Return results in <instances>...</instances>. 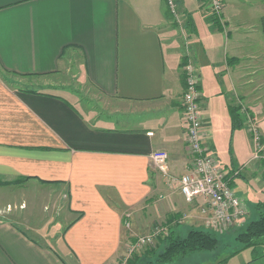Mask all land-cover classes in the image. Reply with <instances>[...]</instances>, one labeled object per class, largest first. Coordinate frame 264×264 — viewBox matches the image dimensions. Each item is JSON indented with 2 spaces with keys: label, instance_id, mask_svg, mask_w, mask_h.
Listing matches in <instances>:
<instances>
[{
  "label": "crops",
  "instance_id": "1",
  "mask_svg": "<svg viewBox=\"0 0 264 264\" xmlns=\"http://www.w3.org/2000/svg\"><path fill=\"white\" fill-rule=\"evenodd\" d=\"M222 4L214 17L207 0H175L176 16L165 0H0V264H115L170 215L186 232L204 228L198 204L179 192L187 61L209 148L248 219L264 203V161L253 159L248 123L264 144V0ZM2 72L44 77L48 89L17 88ZM82 90L97 102L82 101ZM237 106L249 116L240 109L243 125L232 130ZM160 150L166 173L150 158ZM23 185L39 194L18 199ZM234 258L213 264H257L264 253Z\"/></svg>",
  "mask_w": 264,
  "mask_h": 264
},
{
  "label": "built area",
  "instance_id": "2",
  "mask_svg": "<svg viewBox=\"0 0 264 264\" xmlns=\"http://www.w3.org/2000/svg\"><path fill=\"white\" fill-rule=\"evenodd\" d=\"M165 2L169 12L176 16L175 0H165ZM207 2L211 14L214 17H220L222 1L207 0ZM183 72L185 86L181 97V107L186 127L185 151L188 168L179 178V192L185 203L198 204L199 212L204 217L202 225L205 229L222 233L240 228L248 219V207L230 186L227 173L209 148V138L200 112L198 76L192 62L184 63ZM248 123L250 137L254 144L253 159L264 161L261 133L250 119ZM150 158L159 172L166 173L168 160L166 151H155L151 153ZM167 232V228L159 226L149 234L135 237L128 244V255L152 245ZM126 260V258L123 260V264H126Z\"/></svg>",
  "mask_w": 264,
  "mask_h": 264
},
{
  "label": "rangeland",
  "instance_id": "3",
  "mask_svg": "<svg viewBox=\"0 0 264 264\" xmlns=\"http://www.w3.org/2000/svg\"><path fill=\"white\" fill-rule=\"evenodd\" d=\"M221 12H222V10H221ZM210 13H211V11H210ZM173 18H174L175 21H177V19L175 17H173ZM255 29L257 30V33H255V35H257V38H258V41H259L260 31H261L260 23L257 24ZM69 69H72V66H70ZM261 73H262V77H263L264 68L261 70L259 76L261 75ZM1 76L6 82H8L11 85H14L17 88L18 87L19 88H32V89H39V90L40 89L41 90L48 89V88H43V86L45 85L44 82L46 80V78H44V77H40V76H19V75L16 76V75H12V74H9V73H6V72H2ZM44 87H46V85ZM79 93H80L79 96L82 99V101H84V102L91 101L92 104L97 102L96 101L97 97H94V93L93 92H90V91H87V90H82ZM244 109L245 108H242L241 110L243 112L246 111L245 115L248 118L249 113L247 112L246 109L245 110ZM26 189L30 193L39 194V192L37 193V190H34L32 187H30V186L27 187V186L23 185V186H19L18 188H15V190L18 192V196H17L18 199H20L21 193L25 192ZM39 206H40V204L37 205V211H39ZM29 207H30V205H29ZM29 207L26 210L24 209V212L29 210ZM172 217L174 218L173 215H170L167 218L169 219V218H172ZM249 219L250 220L256 219V212L255 211H252L251 216H250ZM164 221H165L164 219H162V220H160L158 222L156 221L155 223H153L152 226H150L151 227L150 230L148 232L144 233L143 235L151 233L154 229H156V227L161 226L164 223ZM183 222L179 223L176 220V218H174V220L172 221V223L176 226L175 230H179L181 232V234H179V235L186 234V229H187L186 226L185 225H179V224H183ZM128 228L129 227L127 226V224H125V230H128ZM196 228H198V227H196ZM238 230H240V229H237V230L231 229V231L228 230V231L222 232V233L213 231V232H215L214 233L215 236L219 239V244H218L216 249H214L213 251H200V252H197V253H195L192 256L190 255L191 258L189 256L186 257V255H188V254H186L184 256L187 259L184 258V256L176 257L175 259H178V260H181V261H184V262L186 261L187 263L190 262L189 260H192V261H197V260L199 261L200 260L203 263L205 261L207 262V260H210L211 264H213V262H215V259H216L217 262L219 260L222 261L223 259H226L228 261L229 259H232V257H234L236 255V258H234V259L237 260V261L238 260H242V259L243 260H249L250 257H251V259H254L256 257V255H261V254L264 253V248H263L262 245H260V246L256 247V254H252V252H250L249 249L247 248V249H244V250L240 251L241 253L238 252L237 254L230 255L231 252H234L239 247V244L234 239L235 234L237 233ZM161 237H163V236H161ZM127 247H126L123 255L121 256V258L119 259V261H117L115 264H123V260L125 258L127 259L126 260V264H128V261L132 260L133 257H135V260L133 261V264H145L147 260L155 261L157 254L163 252L164 248L166 247V243L163 242L161 245L157 246V243L155 241L152 245H148V246H145L142 249L136 250V252H133L130 255H128V253H127ZM150 250H154L153 255H152V253H150ZM258 259H260V258H258ZM184 262H183V264H186V262L185 263ZM223 263L224 262H222L220 264H223ZM257 264H264V260H262L261 262L258 260Z\"/></svg>",
  "mask_w": 264,
  "mask_h": 264
},
{
  "label": "trees",
  "instance_id": "4",
  "mask_svg": "<svg viewBox=\"0 0 264 264\" xmlns=\"http://www.w3.org/2000/svg\"><path fill=\"white\" fill-rule=\"evenodd\" d=\"M240 108V106H237L230 109L232 130L240 128L243 125ZM255 211L256 219H247L242 227L237 228L240 230L237 231L234 239L239 244V247L234 252H231L230 255H234L246 248H252L256 252L257 246H264V203H257ZM171 220V218L167 220L166 227L168 232L163 238L166 247L163 252L157 254L155 261L147 260L145 264H164L174 260L176 257H181L189 253L213 251L217 248L219 239L215 236V232L204 228H190L186 234L179 235L171 231ZM153 252L154 250H150L152 255ZM134 260L135 257L129 260L128 264H133Z\"/></svg>",
  "mask_w": 264,
  "mask_h": 264
}]
</instances>
